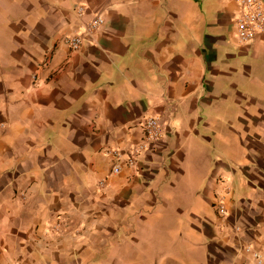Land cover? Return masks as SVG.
<instances>
[{"label": "crops", "instance_id": "obj_1", "mask_svg": "<svg viewBox=\"0 0 264 264\" xmlns=\"http://www.w3.org/2000/svg\"><path fill=\"white\" fill-rule=\"evenodd\" d=\"M235 10L232 0L10 4L0 264H254L245 246L264 264V35L238 45ZM94 14L104 24L72 52L65 38ZM147 117L162 137L135 167L116 161L109 152L138 144ZM184 179L212 208L205 221L170 220L181 202L164 204Z\"/></svg>", "mask_w": 264, "mask_h": 264}, {"label": "built area", "instance_id": "obj_2", "mask_svg": "<svg viewBox=\"0 0 264 264\" xmlns=\"http://www.w3.org/2000/svg\"><path fill=\"white\" fill-rule=\"evenodd\" d=\"M236 4V10L233 14V26L235 29V38L238 45H246L251 43L260 35H264V4L261 0H232ZM81 14L84 11L83 7L77 9ZM104 24V19L100 14H94L90 21L65 38V43L72 52H78L86 40L93 35ZM143 130L142 140L124 150H112L109 153L116 161H124L128 167H135L136 159L142 152L150 150L153 145L162 137V126L159 118L147 117L140 124ZM121 166L116 164L111 172L119 173ZM100 189L106 187L104 180L99 181ZM216 208L219 215L225 214V209L222 201L216 203ZM57 232L60 224L57 223ZM234 231L238 233L240 228L235 227ZM243 253L250 257L254 264H263V254L254 250L251 246L243 247Z\"/></svg>", "mask_w": 264, "mask_h": 264}, {"label": "rangeland", "instance_id": "obj_3", "mask_svg": "<svg viewBox=\"0 0 264 264\" xmlns=\"http://www.w3.org/2000/svg\"><path fill=\"white\" fill-rule=\"evenodd\" d=\"M23 2V0H0V21L5 22V13L7 12V10L10 7V4H20V2ZM31 3H37L39 0H28ZM3 40H5L4 38L0 37V45L2 44ZM231 136V137H230ZM228 141H233V136L229 133L227 135ZM182 140H186L183 139ZM185 142V141H184ZM238 142H236L237 144ZM241 147H239V145H231L230 146V150L233 152H236L235 149H240ZM209 154L211 155V151H209ZM212 158H215L214 155H211ZM201 172H199L200 174ZM198 182H193V181H188V180H182V182H180L179 184L175 183L173 185V187H170V191L173 193L172 196H175L172 198V196L170 195L169 198H167L166 203L164 205H168L171 206L173 205L176 201H180L181 203L179 204V206L176 204V206L174 205V211L172 210L170 213H168V215H173L175 217V219H170L173 221H178L180 222H196L199 223V219H201V221H205L204 217H208L212 215V208L210 207V205H208L204 200L200 199V196L196 193V188L198 187ZM180 195V197H179ZM176 207H178L180 210L176 209ZM158 211L163 208L162 205H158ZM183 209V210H181ZM195 209V210H193ZM193 211H195L196 213V219L192 218V213ZM167 211L163 210V211H159L158 216H160L158 219L159 220H166V217H168V215L166 214ZM158 222V221H157Z\"/></svg>", "mask_w": 264, "mask_h": 264}]
</instances>
